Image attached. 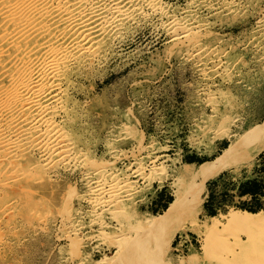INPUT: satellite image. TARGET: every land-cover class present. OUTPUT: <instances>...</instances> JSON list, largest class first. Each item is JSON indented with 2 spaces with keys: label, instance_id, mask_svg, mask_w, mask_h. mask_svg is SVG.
Masks as SVG:
<instances>
[{
  "label": "rangeland",
  "instance_id": "obj_1",
  "mask_svg": "<svg viewBox=\"0 0 264 264\" xmlns=\"http://www.w3.org/2000/svg\"><path fill=\"white\" fill-rule=\"evenodd\" d=\"M163 1L167 4L168 17L173 14L183 17L194 0ZM213 1L217 4L216 15L204 10L202 19L207 26L194 37L205 48L202 57L186 59L193 41L182 43L170 39L166 28L169 18L151 14L116 42L103 61L95 65L88 63L74 72L73 83L65 84L63 90L70 108L68 130L76 142L80 140L83 158L49 174L39 169L34 177L14 181V185L0 184V264H95L104 257L114 258L117 263V248L126 243L121 238L123 233L134 234L139 218L146 213L164 215L174 199L175 180L160 179L164 166L170 168L176 162L214 164L230 144L229 139L221 140L227 132L237 135L241 142L242 155L233 157L229 164L236 168L211 180L192 181L185 191L187 213L190 215L194 210L197 195L202 201L197 215L202 227L210 224L212 217H226L232 210L264 211V192L261 196L237 199L246 201L252 211L236 208L212 214L204 204L208 184L224 176L235 181V185L244 184V192L251 191L253 185L264 190V151L254 158L252 166L245 163L246 156L264 143V136L257 133L264 123V0L260 3L258 0ZM225 1L232 3L230 10L220 9ZM213 113L217 116L212 121L208 116ZM63 115L66 116L61 114L58 120ZM207 151L216 154L209 157ZM28 155L19 158L22 168L40 158L37 153ZM99 167L106 172L114 169L123 172L122 178L130 185L129 192L114 199L112 204L102 194L101 203L96 205L98 196L93 193L91 174ZM140 170L141 177L137 173ZM189 215L152 232L148 240L142 237L140 242L154 252L159 262H168L167 252L158 253L161 243H167L171 233ZM262 233L264 226L258 229L232 226L222 232L223 236H214L209 241L207 245L211 249L209 246L204 249V237L188 232L184 235L194 238L192 246L198 256L189 261L237 264L245 255L264 246ZM178 235L169 251L173 258L186 260L189 252L181 255L175 250Z\"/></svg>",
  "mask_w": 264,
  "mask_h": 264
},
{
  "label": "bare ground",
  "instance_id": "obj_2",
  "mask_svg": "<svg viewBox=\"0 0 264 264\" xmlns=\"http://www.w3.org/2000/svg\"><path fill=\"white\" fill-rule=\"evenodd\" d=\"M232 6V3L229 4L228 1H225L220 9L227 11ZM206 9L211 14H215L214 12L217 10L216 2L214 3L213 0H194L184 12L183 17L173 16L174 14L168 17L167 4L163 0H0V184L5 187L9 183L24 180L28 176L34 177L39 169L49 174L58 167L69 165L71 161L82 160L83 152L79 146L80 144L78 145L80 140L76 142L68 130L69 123H71L68 117L70 108L66 104L67 95H64L65 90H63L65 84L73 83L71 78H73L72 75L78 68L88 63L94 64L103 61L106 56H109L108 54L113 50L112 47L116 42L120 41L142 18L151 17V14H161L168 17L166 28L171 34L172 38L170 39L182 43L193 41L185 57L188 60L189 58H198L205 48L200 47L194 37L207 26L202 19L204 17L203 12ZM67 88L69 89L68 86ZM61 114L66 116L63 115L64 117L58 120ZM216 116L217 114L213 113L208 117L213 121ZM257 133L261 134L260 137L264 136V123L257 129ZM223 139H229L230 144L217 157L214 164L204 162L198 166L196 163L191 162L185 165H179V162H176L170 168L164 166V172L162 171L163 173L160 174H164L160 178L161 181L166 180V178L175 180L174 199L165 214L155 216L151 212L146 213L144 217L139 218L134 234L127 233L128 231H126V234L123 233L121 238L124 239L123 243H126L119 244L117 248V257L115 258L117 263L113 260L114 258L104 257L95 264H181V262L192 264L189 260L198 257L194 246L190 247L189 256L186 260L173 258L169 251V247L178 234L180 236L192 232L199 235V237L203 236L205 241L203 248L207 249L209 246L207 244H210V240L214 236L222 235L224 230L232 226L249 229L263 227L264 211L255 213L234 210L223 218L212 217L210 224L205 222L206 225L203 224L205 227H202L197 220V215L202 208L199 195L194 197V210L190 215L187 213L188 198L185 191L192 181L196 179L211 180L226 170L236 168L235 165L229 164H231L230 160L233 157L242 155L241 142L238 141L237 135L230 132L224 134L221 140ZM262 151H264V143L255 149L253 153L246 156V165L252 166L254 158ZM29 152L32 154L37 153L40 158L35 164H29L30 162L27 161L29 165L22 168L19 165V158L25 153L28 155ZM207 154L212 157L216 154V151H207ZM10 163L11 165L15 163V165L9 168ZM96 169L97 171L91 174L92 184L95 185L93 193L98 196V199H95L96 205L101 203L100 196L102 194H106V202L112 204L114 199H120L123 194L129 192L130 185L121 176L123 172L116 169L112 172H106L107 170L105 171L102 167ZM137 173L140 177L143 176L141 170ZM93 175L97 177L93 179ZM15 190L17 189L15 188ZM15 190L13 191L15 192ZM6 193L5 195H7ZM2 195L4 196V193ZM186 214L189 215V219L181 223L171 233L167 239L168 241L166 240L167 243H161L163 246L158 253L164 255L167 252L168 262H159L154 252L146 249L147 247L140 240L142 237H146V240H148L152 232L162 230ZM192 216L194 218H191ZM20 222L23 223V221ZM23 227L26 228V225ZM253 239H250V241ZM211 247L208 248L211 249ZM218 257H220V253ZM237 264H264V246L251 251L241 261H237Z\"/></svg>",
  "mask_w": 264,
  "mask_h": 264
},
{
  "label": "built area",
  "instance_id": "obj_3",
  "mask_svg": "<svg viewBox=\"0 0 264 264\" xmlns=\"http://www.w3.org/2000/svg\"><path fill=\"white\" fill-rule=\"evenodd\" d=\"M233 182L230 178L224 176L215 181H211L208 184L204 195V204L210 213L220 214L221 212L230 211L231 209L236 208H245L246 210L251 209L248 208L249 204L245 203L246 201H237V199L251 196L243 194L244 184L239 183L238 185H235ZM257 182H260V180H257ZM262 183L264 184V181ZM193 243L194 238L188 235H181L175 240V250L181 255H186V253L190 251V247Z\"/></svg>",
  "mask_w": 264,
  "mask_h": 264
},
{
  "label": "crops",
  "instance_id": "obj_4",
  "mask_svg": "<svg viewBox=\"0 0 264 264\" xmlns=\"http://www.w3.org/2000/svg\"><path fill=\"white\" fill-rule=\"evenodd\" d=\"M251 189H252L251 191H253L252 194L256 196H261V194H263L264 192V190L260 187V185H253Z\"/></svg>",
  "mask_w": 264,
  "mask_h": 264
},
{
  "label": "trees",
  "instance_id": "obj_5",
  "mask_svg": "<svg viewBox=\"0 0 264 264\" xmlns=\"http://www.w3.org/2000/svg\"><path fill=\"white\" fill-rule=\"evenodd\" d=\"M250 184H252V183L250 182ZM252 193H253V191H248V192H247V191L245 190V192H244V190H243V194H244V195H251V196H253V197L256 196V195H253ZM250 210H251V209H250ZM251 211H252V210H251Z\"/></svg>",
  "mask_w": 264,
  "mask_h": 264
}]
</instances>
